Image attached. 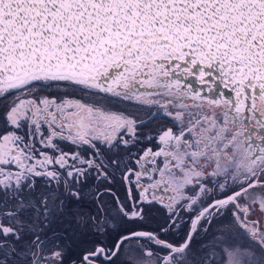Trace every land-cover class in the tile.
<instances>
[{"label": "snow or ice", "instance_id": "1", "mask_svg": "<svg viewBox=\"0 0 264 264\" xmlns=\"http://www.w3.org/2000/svg\"><path fill=\"white\" fill-rule=\"evenodd\" d=\"M0 264H264V0H0Z\"/></svg>", "mask_w": 264, "mask_h": 264}]
</instances>
